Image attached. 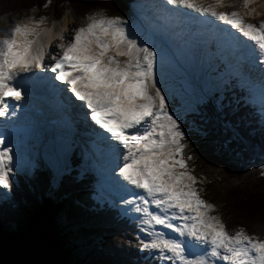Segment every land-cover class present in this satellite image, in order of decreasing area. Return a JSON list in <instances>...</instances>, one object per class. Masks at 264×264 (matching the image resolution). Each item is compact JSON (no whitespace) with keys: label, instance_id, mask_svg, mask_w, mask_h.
Listing matches in <instances>:
<instances>
[{"label":"snow or ice","instance_id":"obj_1","mask_svg":"<svg viewBox=\"0 0 264 264\" xmlns=\"http://www.w3.org/2000/svg\"><path fill=\"white\" fill-rule=\"evenodd\" d=\"M233 3L212 0L205 6L204 0H167L169 5L230 25L253 42V50L264 58V20L247 23L238 11H217ZM253 3L243 0L245 8ZM253 13L260 15L255 8L246 14ZM88 20L74 29L67 43L54 44L57 37L51 29L39 28V21L16 22L5 30L8 34L0 37V116L8 111L6 97L21 99L20 87L14 86L19 77L37 69L49 71L89 110L91 121L103 130L98 138L118 142V152L111 144L107 147L116 152L125 189L140 190L121 203L140 214L137 226L147 234L138 240L142 250H155L159 259L171 264H264V239L243 228L231 233L219 215L210 214L216 205L199 195L197 178L186 163L192 157L184 156L185 133L158 86L157 53L131 38L122 17L93 13ZM58 38L64 40L63 35ZM10 152L8 147L0 149V185L4 187L12 172Z\"/></svg>","mask_w":264,"mask_h":264},{"label":"trees","instance_id":"obj_2","mask_svg":"<svg viewBox=\"0 0 264 264\" xmlns=\"http://www.w3.org/2000/svg\"><path fill=\"white\" fill-rule=\"evenodd\" d=\"M133 5V0H0V18L33 8L56 19L69 8L124 16ZM232 84L182 118L184 156L192 157L186 161L196 185L226 228L264 239V123L244 89ZM70 161L60 176L44 163L30 175H17L11 195L0 199V264H159L158 256L139 247L138 223L114 205L97 202L93 178L79 177V156L72 154Z\"/></svg>","mask_w":264,"mask_h":264},{"label":"rangeland","instance_id":"obj_3","mask_svg":"<svg viewBox=\"0 0 264 264\" xmlns=\"http://www.w3.org/2000/svg\"><path fill=\"white\" fill-rule=\"evenodd\" d=\"M164 1L134 0V5L130 13L119 17H122L126 22L124 27L130 34L131 38L137 39L138 42L147 43L148 46L153 48V50L157 53L155 65L156 78L158 80V86L161 87V91L165 94L169 110L177 115L181 121L186 114L195 111L197 106L203 103L206 99H216V94L219 96L225 91L229 83L231 84L232 82L238 80L239 86L242 88L248 87V89L245 90V93L249 95L247 102L255 104L254 108L260 112L261 119L264 122V79L262 78L261 70L257 66V63L255 68L250 62L249 55H252L251 52L248 54L246 49H241L239 50L240 52L230 51V53H226L225 51H221V48L224 49V47L216 41L211 44L212 47L210 49L199 45L194 46V48L190 50L183 42V31L186 30L187 24L192 25L189 20L197 23L199 22V17H191L193 11L191 9L188 12L186 8L174 5L172 6L167 4V0ZM210 3H212V0H204L205 6ZM242 3L243 0H235V3L231 4V6L226 4L225 6L217 9L221 11L224 8L222 10L224 12H239V9L243 7ZM170 8L177 10L176 17L172 16L169 11ZM252 8H255L260 15L257 16L253 13L250 17L249 23L258 24L260 20H264V17L261 16V13L264 12V0H254ZM37 11L38 10L36 8H33L30 12H28V14L13 13L12 15L1 18L0 37L6 36L8 33L5 30L12 28L16 22L22 24L31 22L35 24L39 21V28L45 29L47 26H49V28L54 27V31L57 34L56 43H67L71 38L74 29L86 25L89 22L88 17L93 13L113 17L108 16L105 12L99 10L87 11L83 14H78L76 11L69 9L66 11H69L68 27L67 30H64V16L61 19L52 18V16L44 17L41 21ZM165 15L168 16V20L165 18ZM160 16H162L163 19L160 18L158 20ZM162 20L163 22L161 23ZM57 22L58 25L55 26L54 24ZM52 23L53 26H51ZM212 24L214 25L215 23ZM61 33L64 36L63 41H60L58 38ZM165 34H170L171 36L170 41H167L166 44L163 41L166 40ZM238 69L240 71H237ZM255 79L259 82H255ZM67 98L72 103H77L74 98V101H72L68 94ZM75 113L77 114V112ZM80 114L81 113H79V115ZM82 123L84 124L85 122ZM65 126L66 122L64 123V127L58 131V134H66L65 139H60V141L57 140L58 144L54 141V139L56 140L58 138L56 133L53 132V135L51 136L52 140L47 137H42L39 142L42 144L40 146L41 150L34 149V151L30 152L29 155L24 158L25 161L23 164H11L12 172L8 177V186L4 187L0 185V199L3 197L5 198L7 195H11V189L14 188L15 183L14 177L17 174L26 173L30 175L40 166V163L44 162L48 164L52 167V170L60 176L63 172L67 171V167L70 166L69 158L73 150H75V147H77L81 153L85 154V159H82L81 166L88 170V178L91 179L93 177L95 180L93 185L99 188L97 189L98 192L94 197L100 200H103L104 197H106V201L114 206H117L123 215L126 214L129 218L136 219L139 222L140 214L125 211V209H123V204L121 203L122 200L115 197V195L117 196V192L112 193L113 190L116 191V189H114L109 183V187L104 186V183H102L106 181V176L109 177V182L120 179L118 172L117 175H115L116 177H114L115 171L113 167L115 165L107 161V159H113L111 157L107 158V155L93 150L91 147L93 139L89 137L90 132L88 130H86V132L89 134L86 132L81 133L75 126L71 131L72 134H68L65 131ZM184 143L187 145L185 141ZM49 149H51V151ZM59 149L61 150L58 155ZM53 151L57 152L55 157L52 155ZM106 151L111 153L108 149ZM92 154L94 155L92 156ZM89 157H92L94 162L97 163L96 166L99 170L97 173L90 172L92 161H87ZM19 162L22 163V161ZM114 163H116V161H114ZM186 163L189 171L193 175L190 165L187 161ZM107 169H109L110 172H108ZM110 174H112V176ZM198 181L199 180H197V182ZM197 189L201 198L205 200L202 189H199L198 187ZM212 212L213 211H211L210 214L215 215ZM166 234L175 235L171 233L170 230H168ZM138 235L140 239L147 238V234L141 230ZM150 254L158 256L155 250H153ZM167 262L168 261L166 260H160V264ZM219 264H225V262L220 261Z\"/></svg>","mask_w":264,"mask_h":264},{"label":"bare ground","instance_id":"obj_4","mask_svg":"<svg viewBox=\"0 0 264 264\" xmlns=\"http://www.w3.org/2000/svg\"><path fill=\"white\" fill-rule=\"evenodd\" d=\"M164 1V0H163ZM164 2H166V1H164ZM251 5H253V4H251ZM173 6V5H172ZM171 6V7H172ZM224 9V8H223ZM222 9V10H223ZM170 10L172 11V10H176V9H171L170 8ZM169 10V11H170ZM189 10L190 9H187V11L189 12ZM221 10V9H220ZM221 10V11H222ZM168 11V12H169ZM186 11V10H185ZM217 11H219L218 9H217ZM263 11H264V8H263ZM194 11H192V14H191V17H199V22H201L200 20H202L203 18H205L206 16H208L209 17V19L211 20V22L210 23H207L208 25H210V26H212V23H215V20L216 21H218V23H224V22H222V21H219L218 19H216L215 17H212L211 15H208V14H199V13H197V12H194ZM68 14H69V11L68 12H66V14L64 15V26H65V29L64 30H67V25H68V20H69V18H68ZM188 16V15H187ZM261 16H263L264 17V12L263 13H261ZM190 21V23L193 25L194 24V22H192L191 20H189ZM55 22V21H54ZM168 22V21H167ZM166 23V22H165ZM171 23V22H170ZM196 23V22H195ZM206 23V22H205ZM55 26L56 25H58V22L57 23H55L54 24ZM224 28H223V26H222V28L223 29H227V27H229L230 25H228V24H226V23H224ZM51 26H53V23H52V25ZM62 27V26H61ZM231 27V26H230ZM232 28V27H231ZM45 29H51L52 30V34L53 35H55L56 37H57V34L55 33V31H54V27H51V28H49V26H47V28L45 27ZM61 32V31H60ZM218 32L216 31V33L215 34H217ZM223 34V33H222ZM60 35H62V33L60 34ZM241 35V34H240ZM170 38H171V36H170V34H165V39L166 40H163L164 41V43L166 44V42L168 41H170ZM226 40V39H225ZM237 40H235L234 42L232 41V44L233 43H237L236 42ZM56 43V40H54V44ZM250 45H248V47H249V49H250V51L252 52V53H254L255 55H258L254 50H253V42H250L249 43ZM51 50V49H50ZM191 50V49H190ZM238 50V49H237ZM189 54V53H188ZM252 57V56H251ZM250 62H251V64H252V66H254L255 68H256V63H254L253 62V60H250ZM253 62V63H252ZM39 71H41V70H39V69H37V70H34V72L33 73H27V74H23L21 77H19L18 79H17V81H19V82H22V83H27V82H30L31 80H33L34 81V77H35V72H39ZM49 72V71H48ZM251 78V77H250ZM37 84H39V82H36ZM49 85V88H50V90L52 89L51 88V85L50 84H48ZM53 91V90H52ZM69 92V91H68ZM48 99H50L51 100V98H48ZM74 99L76 100V98L74 97ZM53 104V109L55 110V111H57V112H59L60 114H63V116H64V118H65V120H66V122H67V131L66 132H68V134H70V132L74 129V127H75V125H78V126H76V127H78V129L80 130V131H83L84 129H86V130H88V127L87 126H85L84 124H82L78 119H76L75 117H72L71 116V113L69 114V113H67V110H66V108L68 109V110H70V112H72V110H76V111H78L79 112V109H80V106H75L74 104H72L71 102H69V100L67 99V96H66V93L65 92H63L62 91V93L58 96V98L52 103ZM92 124V123H91ZM89 131V130H88ZM65 133V132H64ZM72 134V133H71ZM90 137V136H89ZM67 140V139H66ZM90 140V139H89ZM91 141V140H90ZM101 141V140H100ZM65 142V141H64ZM104 142H100V144H103ZM18 147H20V148H18ZM25 147H26V144L25 143H23V144H20V146H18V144L16 143L15 144V146L12 148L13 150H16V151H13V152H10V155L12 156V158H14V160H15V155H16V153L17 152H22V153H20L21 155H23V153L26 151L25 150ZM57 147V146H56ZM55 147V148H56ZM118 147V146H117ZM108 149V148H107ZM18 150V151H17ZM50 151H51V149H49ZM60 150L61 149H59V152H58V155L60 154ZM109 150V149H108ZM110 151V150H109ZM117 151V150H116ZM111 153H113L112 151H111ZM116 153V152H115ZM52 155L55 157L56 155H57V152H55V151H53L52 152ZM108 158V157H107ZM56 161V160H55ZM107 161L108 162H111V164H114V165H116L117 163H114V161H116V160H108L107 159ZM107 165V164H106ZM61 166V165H60ZM114 168V167H113ZM107 171L108 172H110L109 171V169H107ZM107 175V174H106ZM111 176H112V174H110ZM105 176V175H104ZM114 177H116L115 175H114ZM105 179V178H104ZM112 179V178H111ZM109 180V177L108 176H106V181L105 182H102V183H104L103 185L104 186H107L108 185V183H111V186H113V188L114 189H116V191L115 190H113V192L112 193H116L117 192V196H118V198H119V200L121 199V200H127L128 198H129V196L133 193V192H135L136 194H139V192H140V190H135V189H131V186H129L128 187V189L126 190L125 189V187H124V184L126 183V182H124V181H122V178H120L119 180L120 181H122V182H120V181H118V182H116V185L115 184H113V181L112 182H109L108 181ZM111 190V189H110ZM113 196V195H112ZM116 196V195H115ZM154 207V206H153ZM157 229L158 230H162V231H164L165 233H167L168 232V229H164V228H162V226H157ZM193 251H195L196 252V254H201L200 253V251H199V249H193Z\"/></svg>","mask_w":264,"mask_h":264}]
</instances>
